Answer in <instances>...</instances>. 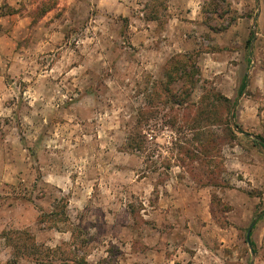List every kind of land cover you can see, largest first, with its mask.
Returning a JSON list of instances; mask_svg holds the SVG:
<instances>
[{
	"label": "rangeland",
	"instance_id": "374dc122",
	"mask_svg": "<svg viewBox=\"0 0 264 264\" xmlns=\"http://www.w3.org/2000/svg\"><path fill=\"white\" fill-rule=\"evenodd\" d=\"M257 136L264 0H0V264H264Z\"/></svg>",
	"mask_w": 264,
	"mask_h": 264
},
{
	"label": "trees",
	"instance_id": "16d2710c",
	"mask_svg": "<svg viewBox=\"0 0 264 264\" xmlns=\"http://www.w3.org/2000/svg\"><path fill=\"white\" fill-rule=\"evenodd\" d=\"M245 83H246V79L244 78V79L242 80L241 84H240L239 92H241L242 89L245 87ZM257 138H258V140H257L258 143L264 148V138L261 137V136H257ZM249 243H250L251 245H253V242H251L250 240H249Z\"/></svg>",
	"mask_w": 264,
	"mask_h": 264
},
{
	"label": "water",
	"instance_id": "95a60500",
	"mask_svg": "<svg viewBox=\"0 0 264 264\" xmlns=\"http://www.w3.org/2000/svg\"><path fill=\"white\" fill-rule=\"evenodd\" d=\"M252 224H250L249 228H248V231L246 233V239L249 240V231H250V228H251Z\"/></svg>",
	"mask_w": 264,
	"mask_h": 264
}]
</instances>
